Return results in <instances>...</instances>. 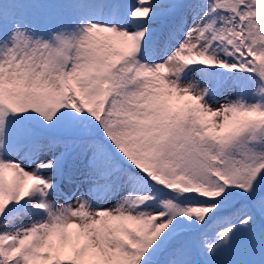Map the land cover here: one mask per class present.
Segmentation results:
<instances>
[{
    "label": "snow or ice",
    "instance_id": "6c2138e0",
    "mask_svg": "<svg viewBox=\"0 0 264 264\" xmlns=\"http://www.w3.org/2000/svg\"><path fill=\"white\" fill-rule=\"evenodd\" d=\"M0 264H264V0H0Z\"/></svg>",
    "mask_w": 264,
    "mask_h": 264
}]
</instances>
